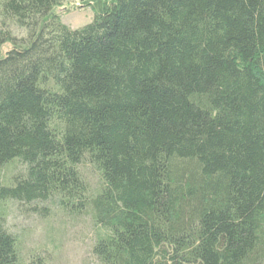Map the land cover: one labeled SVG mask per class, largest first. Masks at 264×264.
Returning <instances> with one entry per match:
<instances>
[{
	"label": "trees",
	"instance_id": "1",
	"mask_svg": "<svg viewBox=\"0 0 264 264\" xmlns=\"http://www.w3.org/2000/svg\"><path fill=\"white\" fill-rule=\"evenodd\" d=\"M62 1L0 0V264H42L10 205L88 219L95 264H264V0H109L77 30Z\"/></svg>",
	"mask_w": 264,
	"mask_h": 264
},
{
	"label": "rangeland",
	"instance_id": "2",
	"mask_svg": "<svg viewBox=\"0 0 264 264\" xmlns=\"http://www.w3.org/2000/svg\"><path fill=\"white\" fill-rule=\"evenodd\" d=\"M108 1L64 0L54 12L64 26L77 30L90 24ZM13 33L20 35L15 29ZM81 170L94 188L98 183L97 173L88 164ZM5 176L6 171H1L0 181ZM22 213L15 205H10L6 223L18 238L24 258L31 255L33 260L40 258L42 264H95L89 254L93 232L88 219L70 217L54 208L46 216Z\"/></svg>",
	"mask_w": 264,
	"mask_h": 264
}]
</instances>
